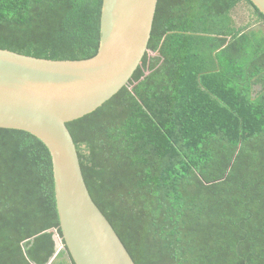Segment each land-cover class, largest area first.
Here are the masks:
<instances>
[{"label": "trees", "instance_id": "1", "mask_svg": "<svg viewBox=\"0 0 264 264\" xmlns=\"http://www.w3.org/2000/svg\"><path fill=\"white\" fill-rule=\"evenodd\" d=\"M102 2L0 0V48L93 57ZM242 2L252 21L238 25ZM67 127L136 264H264V15L250 0H158L128 85ZM0 264H75L50 151L2 127Z\"/></svg>", "mask_w": 264, "mask_h": 264}, {"label": "water", "instance_id": "2", "mask_svg": "<svg viewBox=\"0 0 264 264\" xmlns=\"http://www.w3.org/2000/svg\"><path fill=\"white\" fill-rule=\"evenodd\" d=\"M250 1L264 15V0ZM157 4L103 0L99 49L90 58L49 59L0 48V127L27 131L50 151L62 236L75 264H136L90 194L67 123L128 85L148 51Z\"/></svg>", "mask_w": 264, "mask_h": 264}, {"label": "rangeland", "instance_id": "3", "mask_svg": "<svg viewBox=\"0 0 264 264\" xmlns=\"http://www.w3.org/2000/svg\"><path fill=\"white\" fill-rule=\"evenodd\" d=\"M250 13L251 7L246 2H242L234 9L233 15L236 19L237 24L242 25L248 23L249 21H252ZM57 242L58 247L62 246V243L59 238H57Z\"/></svg>", "mask_w": 264, "mask_h": 264}, {"label": "built area", "instance_id": "4", "mask_svg": "<svg viewBox=\"0 0 264 264\" xmlns=\"http://www.w3.org/2000/svg\"><path fill=\"white\" fill-rule=\"evenodd\" d=\"M56 238H59L60 239L59 235H56ZM62 247H63V244H62V246H59V249H61Z\"/></svg>", "mask_w": 264, "mask_h": 264}, {"label": "clouds", "instance_id": "5", "mask_svg": "<svg viewBox=\"0 0 264 264\" xmlns=\"http://www.w3.org/2000/svg\"><path fill=\"white\" fill-rule=\"evenodd\" d=\"M57 239V238H56Z\"/></svg>", "mask_w": 264, "mask_h": 264}, {"label": "crops", "instance_id": "6", "mask_svg": "<svg viewBox=\"0 0 264 264\" xmlns=\"http://www.w3.org/2000/svg\"><path fill=\"white\" fill-rule=\"evenodd\" d=\"M239 25V24H238Z\"/></svg>", "mask_w": 264, "mask_h": 264}]
</instances>
